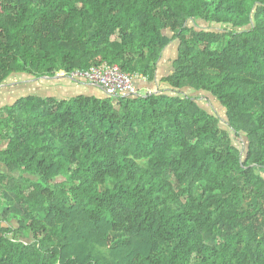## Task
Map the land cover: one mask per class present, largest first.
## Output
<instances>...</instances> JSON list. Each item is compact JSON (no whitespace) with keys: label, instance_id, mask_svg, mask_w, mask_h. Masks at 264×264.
<instances>
[{"label":"trees","instance_id":"obj_1","mask_svg":"<svg viewBox=\"0 0 264 264\" xmlns=\"http://www.w3.org/2000/svg\"><path fill=\"white\" fill-rule=\"evenodd\" d=\"M174 40L166 89L0 107V264H264V0H0V85Z\"/></svg>","mask_w":264,"mask_h":264},{"label":"rangeland","instance_id":"obj_2","mask_svg":"<svg viewBox=\"0 0 264 264\" xmlns=\"http://www.w3.org/2000/svg\"><path fill=\"white\" fill-rule=\"evenodd\" d=\"M201 24L204 27L207 28L209 27V23L203 24L201 22ZM218 27L219 25L213 24L211 25L210 29H217ZM175 43L176 42L174 40L172 44ZM61 76L62 75H57L52 78L50 77L37 78L27 73H22V72L12 73L4 82V85L0 87V107L3 105L12 104L16 102L19 98L29 94L40 95V96L42 95L57 96V97H73L74 95L90 94V90L78 86L77 81H74L73 79L70 78L62 79L63 77ZM164 86L165 84H163V88L166 89V86L165 87ZM195 94H198V92H195ZM200 101L208 109H211L213 112H215L218 116L221 117V126L223 128H226L227 123H226L225 109L221 105L219 100L212 97L211 100L205 102L203 97H200ZM239 145H241V143H239Z\"/></svg>","mask_w":264,"mask_h":264},{"label":"built area","instance_id":"obj_3","mask_svg":"<svg viewBox=\"0 0 264 264\" xmlns=\"http://www.w3.org/2000/svg\"><path fill=\"white\" fill-rule=\"evenodd\" d=\"M63 74L73 80L97 84L111 95L137 93L136 79H146V76L125 72L118 64L108 62L92 65L86 69H75L69 74Z\"/></svg>","mask_w":264,"mask_h":264},{"label":"crops","instance_id":"obj_4","mask_svg":"<svg viewBox=\"0 0 264 264\" xmlns=\"http://www.w3.org/2000/svg\"><path fill=\"white\" fill-rule=\"evenodd\" d=\"M177 52H178V43L177 42L175 44H172V42H171L164 49V51L160 57V60L158 62L156 78L153 80L141 79V80L137 81V84H138L137 89L141 93H146L149 91L157 90L161 86L163 88V84H165V86H166V83L162 82L161 80L164 76H168L173 71V63H174L175 59L177 58ZM61 77H63L62 79L68 78L64 75H62ZM77 82H78L77 83L78 86L90 90V94H95L98 96H104L106 94L105 91L103 90V88L97 84H93L90 82H79V81H77Z\"/></svg>","mask_w":264,"mask_h":264},{"label":"water","instance_id":"obj_5","mask_svg":"<svg viewBox=\"0 0 264 264\" xmlns=\"http://www.w3.org/2000/svg\"><path fill=\"white\" fill-rule=\"evenodd\" d=\"M74 81H75V80H74ZM2 85H4V83H3V84H1V85H0V87H1Z\"/></svg>","mask_w":264,"mask_h":264},{"label":"flooded vegetation","instance_id":"obj_6","mask_svg":"<svg viewBox=\"0 0 264 264\" xmlns=\"http://www.w3.org/2000/svg\"><path fill=\"white\" fill-rule=\"evenodd\" d=\"M79 81V80H78Z\"/></svg>","mask_w":264,"mask_h":264}]
</instances>
